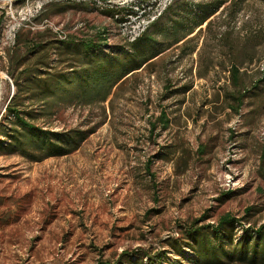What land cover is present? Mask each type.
<instances>
[{
  "label": "rangeland",
  "instance_id": "374dc122",
  "mask_svg": "<svg viewBox=\"0 0 264 264\" xmlns=\"http://www.w3.org/2000/svg\"><path fill=\"white\" fill-rule=\"evenodd\" d=\"M55 4L65 2L0 0V119L14 91L8 71L17 31L49 28L64 39L104 30L107 42L123 43L117 23L91 4L53 15ZM260 31L264 0H245L237 12L212 18L193 53L177 59L178 50H168L105 102L64 107L38 122L94 128L76 151L39 162L0 155V264H98L155 249L181 225L241 217L247 208L251 223L264 224V89L238 112L225 101L234 90L228 43L246 87L264 80ZM182 86L185 93L166 96ZM161 110L169 119L164 130L155 121ZM167 257L163 264L181 263Z\"/></svg>",
  "mask_w": 264,
  "mask_h": 264
},
{
  "label": "trees",
  "instance_id": "16d2710c",
  "mask_svg": "<svg viewBox=\"0 0 264 264\" xmlns=\"http://www.w3.org/2000/svg\"><path fill=\"white\" fill-rule=\"evenodd\" d=\"M244 1L174 0L131 43H109L104 30L91 36L70 35L64 39H59L49 28L34 33L17 31L8 71L14 91L0 119V155L17 154L39 162L76 151L94 128L53 130L38 122L50 121L64 107L105 102L124 80L152 65L168 50L177 49V59L193 53L196 42L192 43L201 32L210 29L212 19L209 18L218 8L225 4L221 12L234 8L237 12ZM76 5L55 4L53 12L75 9ZM99 12L111 17L115 24L122 19L115 18V13L122 12L119 9ZM204 23L205 27L201 28ZM258 37L263 40L264 31ZM227 46L228 71L234 90L225 93V101L231 111L238 112L249 96L264 89V80L259 79L247 88L232 44ZM187 90L185 86L170 89L166 96ZM155 121L162 130L168 127L169 119L163 110ZM151 128H155L154 123ZM250 211L245 209L241 217L226 213L214 223L195 220L181 225L177 236L166 237L155 249L137 247L122 251L115 260L98 264H163L169 262L167 254L179 258L180 264H264V224L251 223Z\"/></svg>",
  "mask_w": 264,
  "mask_h": 264
},
{
  "label": "bare ground",
  "instance_id": "6f19581e",
  "mask_svg": "<svg viewBox=\"0 0 264 264\" xmlns=\"http://www.w3.org/2000/svg\"><path fill=\"white\" fill-rule=\"evenodd\" d=\"M62 1L65 3H73V4H81V0H57ZM132 4V6L126 5L124 3L118 4V6L115 5H108L107 0H85L84 3H89L91 6H93L97 10H107V9H119L122 10L121 14L119 11V15L115 13V18L121 17L119 22H117V35L121 38L123 43H131L135 41L150 25L152 21H154L156 18H158L163 11L174 1V0H168V2L164 5L159 7V9L156 12V15H150L149 18L145 22L144 31H138V34L135 37H129L128 32L124 29V24H127L130 20V15H132V19H140L141 17H144L146 15V12L150 7L157 6L158 0H128ZM123 2V1H122ZM129 7V8H126ZM128 9V10H127ZM126 10V11H125ZM116 11V10H115ZM118 11V10H117ZM118 20V19H117ZM108 41V37L106 38Z\"/></svg>",
  "mask_w": 264,
  "mask_h": 264
},
{
  "label": "built area",
  "instance_id": "2783aa9c",
  "mask_svg": "<svg viewBox=\"0 0 264 264\" xmlns=\"http://www.w3.org/2000/svg\"><path fill=\"white\" fill-rule=\"evenodd\" d=\"M49 1V0H47ZM51 1V0H50ZM85 0H81V4H84ZM168 0H158L157 6L150 7L148 11L146 12V15L144 17H141L140 19H132V15H130V20L127 24H124V29L126 32H128L129 37H135L138 34V31H144L145 22L149 18L150 15H156L157 10L159 7L164 6ZM108 5H117L119 3H125L120 0H107ZM115 3V4H113ZM42 8V2L36 3V11H39ZM63 38H65V34L63 33ZM12 44H14V39L11 38Z\"/></svg>",
  "mask_w": 264,
  "mask_h": 264
},
{
  "label": "crops",
  "instance_id": "0c3cea01",
  "mask_svg": "<svg viewBox=\"0 0 264 264\" xmlns=\"http://www.w3.org/2000/svg\"><path fill=\"white\" fill-rule=\"evenodd\" d=\"M225 5V4H224ZM224 5H222V6H220L219 8H218V10L209 18V19H212L214 16H216V15H218L220 12H221V10H222V8H223V6ZM77 6V8L78 7H80L81 8V6L80 5H76ZM86 7L88 6V5H85ZM77 8H75V9H77ZM88 8H90L89 6H88ZM70 9H68V10H66V11H62V12H60V13H55V12H53V15H55V14H63V13H66V12H68ZM205 24L206 23H204V24H202L200 27L201 28H204L205 27ZM195 33V32H194ZM193 33V34H194Z\"/></svg>",
  "mask_w": 264,
  "mask_h": 264
}]
</instances>
